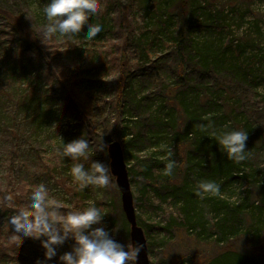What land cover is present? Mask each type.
<instances>
[{"label":"rangeland","instance_id":"obj_1","mask_svg":"<svg viewBox=\"0 0 264 264\" xmlns=\"http://www.w3.org/2000/svg\"><path fill=\"white\" fill-rule=\"evenodd\" d=\"M143 1L145 0H99L98 13L88 17L84 23L85 25L100 23L103 30L96 37L89 39L83 35L82 30L72 37L46 36L43 26L48 20L43 7L48 0H0V7L8 11H14L17 2L20 6L25 5L26 10H20L19 15L30 28H37L42 39V50L48 58V64L39 65V69L31 67L27 72V78L21 84V89L30 85L34 89L38 87V90L47 92V98L41 99L42 102L38 106L39 109H44L40 119L34 121L32 114L35 113V108H25L21 111L19 131H16L13 137L0 138V190H11L13 184L18 183V178L25 179L31 184L23 192L16 188L12 189L10 201L13 209L18 212L24 195L28 191L31 193L34 186L43 183L48 188L49 196L55 198L64 213L80 208L76 204L82 191L86 205L92 201L101 209V213L104 214L102 223L110 235L122 244H131L130 226L123 221V217L125 220L126 217L115 178L111 175L108 185L81 187L80 182L76 181L70 172L72 164L77 161L61 155L57 150L62 147L60 137L67 143L83 135L89 141L90 150L87 159L78 158V162L84 163L86 168H91L93 160L110 163L107 145L118 141L122 144L123 151L127 150L130 154V160L126 164L128 172L133 169L134 173L131 190L137 220L139 219L141 225L138 224L144 230L152 264H202L206 260L216 258L213 264H224L220 255L224 254L228 243L232 245L235 243L230 246L233 251L259 253L264 259V0H184V2L167 0L170 4L179 3L177 11L184 13L185 16H188L190 11L192 13L194 2L206 7L204 13L198 16L199 21L196 23L198 28L193 41L198 45L214 43V53L218 54L219 59L226 61L224 70L232 68L231 63H235L241 68L237 76L250 79V87H243L233 93L234 99L240 94L248 98L249 102L246 103L248 110L245 115L240 113L231 117L225 126L231 127L230 129L246 130L242 124L249 121L254 131H258L257 126L263 128L258 131L259 135L246 130L253 137L252 141L246 143L247 149L250 150L246 159L249 162L246 166L238 164L234 174L236 179L228 184H220L219 194H208L211 198L219 196L231 203L232 207L238 206L239 212L244 214L240 217L235 232L240 233V236L229 242L223 238L220 240L218 237L220 235H215L214 229L212 236L207 237L198 236L200 229L196 232L178 228V224H181V213L170 198L165 199L171 189L168 186L162 187L157 182L160 179L158 173L153 174L148 183L145 182L143 165L146 164L151 152L163 153L167 150L166 134L162 135L157 146L151 149L124 147L123 142L130 137L127 135L134 132L133 129L126 134L118 131L120 135L112 136L109 143H105L112 134L108 130L109 126L115 122L111 108V103L115 102L111 82L115 81L118 72L115 68L109 66L101 68L98 65L104 63L102 52L107 55L114 51L120 52L123 44L128 43V48H131L143 38V35L152 36L155 10H145ZM156 1L148 0L147 5L154 7ZM205 12L211 15L210 17L216 16L217 21L211 22L209 19L206 21ZM12 27L13 25L5 18L0 19L1 65L7 60V54L15 48L11 41H16L9 36L13 32ZM169 50L157 43L152 55L153 60L158 61ZM177 63L176 58H173L167 65L177 67ZM1 68L3 69V66ZM134 68L132 72L138 69ZM183 70L177 74L191 79L193 84L199 71L194 72L192 68ZM47 75H52V78L49 79ZM178 75L172 79V83L178 82ZM149 83L143 86L138 84L136 89L146 91L145 94L151 93L156 84L154 82L151 84V81ZM76 84L78 86L74 88L73 85ZM18 85L17 82L12 90L15 91ZM224 86L228 88V83ZM74 90L81 94L76 98L73 93L75 101L87 102L85 107L80 106L84 115L80 112L73 114L68 109V101L71 102L73 99L67 97L66 91ZM200 95L203 96L204 93ZM219 101L221 106L228 105L222 98ZM156 106L158 102L154 104L153 109ZM227 109L229 110V107ZM168 151L173 152L170 148ZM40 162L43 166L46 164L57 167V170L47 171V166L42 169ZM44 173L47 175L44 176ZM175 182L178 183V180ZM204 204L202 203V206L210 208L208 202ZM223 210V208L220 210L221 213ZM210 217L208 221L213 227L215 221L213 222ZM217 240L220 244L216 242ZM65 252L66 247L61 248L60 254ZM230 258L233 259V256ZM226 260L227 258L224 261ZM60 263L63 264L62 261ZM129 264H135V261Z\"/></svg>","mask_w":264,"mask_h":264},{"label":"trees","instance_id":"obj_2","mask_svg":"<svg viewBox=\"0 0 264 264\" xmlns=\"http://www.w3.org/2000/svg\"><path fill=\"white\" fill-rule=\"evenodd\" d=\"M182 1L184 2V0ZM18 3H16L14 11L0 7V19L5 18L13 25V32L9 36L16 41H11L15 48L7 54L8 57L4 64H0V71H2L0 74V138L2 139L13 137L14 133L19 131L21 128L19 119L23 109L35 108V113L32 114L34 121L40 119L44 109H39L38 106L42 102L41 99L47 98V92L38 90V87L34 89L27 85L21 89V84L27 78L28 70L31 67L39 69V65L48 64V58L42 50V39L37 28H30L19 15L21 14L20 10H26L25 5L20 6ZM143 3L145 10H155L152 36L143 35V38H140L139 42L132 45L131 48H128V43L123 44L120 52L114 51L108 55L102 52L104 63L98 65L101 68L107 66L115 68L118 72L115 81L111 82L115 99V102L111 103V108L115 122L109 126L108 130L112 134L105 143H109L112 136L129 133V130L133 129L134 132L127 135L130 137L123 142L124 147L127 149L130 147L151 149L157 146L160 137L166 134L167 150L163 153L151 152L146 164L143 165L145 182L148 183L152 175L158 173L160 179L155 181L159 182L162 187L168 186L171 189L165 199L170 198L181 213V224H178V228L196 232L200 229L198 236L205 235L207 237L212 236V229H214L215 235H220L218 236L220 240L223 238L227 242L234 241L240 236V233L235 232L239 226L240 217L244 216L242 212H239V207L236 205L232 207L231 203L224 201L219 196L211 198L210 195L205 194L204 197H201L196 192V188L201 179H212L219 184H228L234 181L238 164L246 166L249 161L229 159L219 150L215 139L210 137L212 128H203L201 125L211 123L216 129H222L234 115L240 113L245 115L248 110L246 107V103L249 102L248 98L240 94L234 99L233 93L243 87H250V79L237 76V73L241 72L239 71L241 68L235 63H231L232 68L224 70L226 61L219 59L218 54L214 53V43L198 45L193 41L198 28V16L204 13L206 7L194 2L192 13L190 11L189 15L185 16L184 13L177 11L179 3L176 5L168 3L167 0H157L154 7L147 5L148 0ZM205 14L206 21L208 19L211 22L217 21L215 20L216 16L210 17L211 15L207 12ZM204 23L206 24V22ZM1 37L2 32L0 31V42ZM133 39L131 40L134 42ZM157 43L162 44L166 50L171 49L158 61L153 60L152 57ZM173 58H176L178 62L177 67L167 65ZM160 61L162 63H159ZM134 67H138V69L132 72ZM190 67L194 72L199 71L193 84L191 79L177 74L182 70H190ZM234 73L235 75H232ZM177 75L178 82L172 83V79ZM47 76L49 79L52 78V75ZM21 78H23L21 81H17ZM16 81L19 85L13 91ZM150 81L151 84L152 82L156 84L151 93L145 94L146 91L136 89L138 84L143 86L146 83L150 84ZM227 83L228 88L224 86ZM76 86L78 84L73 85L74 88H77ZM73 93L76 98L81 96L78 91H66L67 97L73 99L71 102L68 101V109L73 114L80 112L84 115L80 106L85 107L87 102L80 101L78 103L74 100L76 98ZM200 93H204V95L201 96ZM221 98L225 104H228L227 106L219 105ZM156 102H158V106L153 109ZM242 125L250 133L254 132L258 135L260 133L258 131L263 129L261 126H257L258 131H254L249 121ZM118 131H120L119 134ZM252 140L253 137L249 134L246 143ZM169 148L173 151L170 157L168 156ZM128 152L124 151L126 163L130 160ZM161 155H163V159H161ZM83 158L80 157L81 160ZM169 159L175 161L171 174L165 171ZM44 166H47V171L57 170V167H50L46 164ZM44 166L42 163V169ZM46 173L43 175L46 176ZM129 173L130 182H132L133 169ZM176 180L178 183L175 182ZM29 185L31 184H28L25 179L18 178V183L10 186L12 189L16 188L23 192ZM12 189L0 190V263L37 264L39 260L41 264H54L55 262L61 264L58 260L61 248L66 247V252L71 251L75 243L71 237L62 245L57 246V255L51 260L45 259V249L41 245V240L46 237L42 236L39 239L21 237L18 243L13 238L17 233L14 226L8 223L9 218L16 213L10 201ZM79 195L81 197L79 196L76 206L84 208L87 205L82 191ZM29 196L28 191L24 195L23 203L19 204L20 209L29 210ZM204 202H208L210 208L202 206ZM222 208L224 210L221 213ZM208 217L213 222L215 221L213 227L208 221ZM123 221L124 224H127L124 217ZM138 223H140L139 219ZM216 242L220 244L219 240ZM233 245L228 243L226 251L220 255L224 264H264V259L259 253H246V250L233 251L230 248ZM231 256L233 259L230 258ZM225 258H227L226 261H224ZM216 259L206 260L202 264H213Z\"/></svg>","mask_w":264,"mask_h":264},{"label":"clouds","instance_id":"obj_3","mask_svg":"<svg viewBox=\"0 0 264 264\" xmlns=\"http://www.w3.org/2000/svg\"><path fill=\"white\" fill-rule=\"evenodd\" d=\"M99 7V0H48L43 7L48 20L43 26L44 34L48 37H72L82 30L87 38L96 37L103 30V25H85L84 21L97 14ZM201 127L212 128L210 136L229 159L244 161L248 158V131L229 129L227 126L216 129L211 123ZM60 139L62 147L57 150L61 155L77 161L72 164L70 172L73 178L80 182L81 187L110 183L111 163L93 160L91 168H86L84 163L78 162L80 157L87 159L90 150L89 141L83 135L67 143L62 137ZM171 155L169 152L168 156ZM174 165L175 161L169 159L165 166L166 173L171 174ZM220 188V184L215 180L201 179L198 181L196 192L203 197L205 194H219ZM29 201V210L20 209L9 218L8 223L16 230L17 234L13 238L17 243L21 237H46L41 240L46 260L55 257L57 246L71 237L75 241L72 250L59 257L63 264H129L131 261H138L144 245H125L115 240L103 225L104 214L95 202L90 201L84 208L64 213L55 198L49 196L48 188L43 183L34 186ZM94 225L99 226L93 227ZM37 264H41V261L38 260Z\"/></svg>","mask_w":264,"mask_h":264},{"label":"water","instance_id":"obj_4","mask_svg":"<svg viewBox=\"0 0 264 264\" xmlns=\"http://www.w3.org/2000/svg\"><path fill=\"white\" fill-rule=\"evenodd\" d=\"M108 155L112 166V176L116 180L117 187L121 194L122 208L126 220L130 226L131 243L144 245L139 253L138 261L135 264H152L149 257L147 239L143 228L138 224L137 213L134 205V197L131 190V183L127 164L125 162L122 144L113 141L108 144ZM1 264V263H0Z\"/></svg>","mask_w":264,"mask_h":264}]
</instances>
